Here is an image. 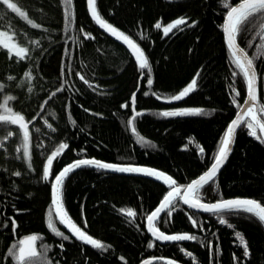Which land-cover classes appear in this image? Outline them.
<instances>
[{
    "label": "trees",
    "instance_id": "trees-1",
    "mask_svg": "<svg viewBox=\"0 0 264 264\" xmlns=\"http://www.w3.org/2000/svg\"><path fill=\"white\" fill-rule=\"evenodd\" d=\"M239 1L93 0L97 15L144 53L148 66L141 69V61L92 19L87 0H11L19 12L0 0V30L25 49L17 56L0 47V113L28 123L23 130L0 121V264H264V224L242 210L197 212L177 197L155 225L195 239L154 241L145 218L172 183L89 166L68 173L62 207L100 248L73 237L51 204L53 178L79 159L149 166L179 187L210 166L246 93L223 35L225 13ZM177 20L185 23L166 34L162 27ZM236 39L258 75L264 124V17L240 23ZM193 80L192 92L171 99ZM133 108L139 113L131 128ZM185 109L202 112L161 115ZM248 123L218 175L197 190L200 201L244 197L264 207V141L257 131L249 134ZM50 221L63 235L48 227ZM32 234L37 254L19 261L20 240Z\"/></svg>",
    "mask_w": 264,
    "mask_h": 264
},
{
    "label": "snow or ice",
    "instance_id": "snow-or-ice-1",
    "mask_svg": "<svg viewBox=\"0 0 264 264\" xmlns=\"http://www.w3.org/2000/svg\"><path fill=\"white\" fill-rule=\"evenodd\" d=\"M2 2L7 6L8 9H11L14 12H19L20 10L17 8V5L15 3H12L11 0H2ZM89 4L93 3V0H88ZM227 7V4L225 5ZM237 12V8H231V10L228 12V20L232 21L231 23V31L229 32L228 36V41H229V47L231 48L233 45L234 41V35L233 33L238 31V26L240 23L243 21H246L249 17L251 16H261L264 17V0H245V2L241 5V12L242 15L238 16L235 21H233V14ZM92 15L97 18L99 21V17L96 14V10L93 7L92 8ZM66 22L69 20V17L65 16ZM101 25L104 27H109L107 25H104L102 21H100ZM185 23L184 20H177L174 24L169 25L168 27L164 28V32L167 34L169 31L172 30V28L176 27L179 24ZM159 27V25H157ZM115 31V29H113ZM85 38H88L87 36ZM128 38L125 37V40ZM131 43V41H128ZM135 47V45H133ZM7 47V45H5ZM136 51L139 53L137 56V60L141 61L139 64V67L141 69L146 68L148 66L147 59L144 57V53L139 49L136 48ZM22 53H25V49H20L19 52L16 53L17 56H20ZM233 57L235 58V63L238 67H240L243 70L244 76L246 77L247 80V85H248V100L245 101V103H249V101L254 102L256 100V95H255V90H254V83H255V70L252 69V61L248 60L247 64L245 65L244 63L241 62V59L238 57L237 52L232 53ZM251 70V71H250ZM149 84L151 83V80L148 81ZM196 81L193 80L189 85L177 96H173L171 99L172 100H180L190 92L194 90ZM159 98V97H158ZM253 108H248L247 109V115L251 116L253 115ZM202 112V109H185V110H176V111H164L161 113L162 116L164 117H173V116H182V115H188V114H200ZM9 117L5 116H0V121H6L8 120ZM241 119L243 117H240L238 119H234L231 124L228 126L227 131L225 136L222 139L221 145L219 147L218 153L215 157V162L212 164L211 168L209 169L208 172H206L204 175L199 177L197 181H193L191 184L187 186V192L185 193L184 197H180V199L183 201L184 204H187L191 207L194 208H199L204 211H209V212H220L222 210H237V211H246L248 213H253L258 215L259 219L261 221H264V208L260 206L256 201L254 200H223L219 201L214 204H202L199 200L198 197H196L197 189L202 188L206 183H209L210 181L213 180V178L216 176L217 170L219 167L224 163V160L227 158L228 152L230 151V143H231V138L235 132V129L240 125ZM17 120H22V117H17V119H13L12 123H16ZM129 125L133 123L132 120L128 121ZM21 127H25L23 124H21ZM248 128L251 130L253 128L252 123H248ZM261 131H264V124L260 125ZM134 130V129H133ZM250 135H256L254 131L249 132ZM25 136L27 134L25 133ZM62 147H66V145H62ZM27 155V153H25ZM51 157L49 158V164L51 163ZM80 166H93L99 169L103 170H111V171H118V172H128V173H141V174H146L149 176H161L163 175L162 173L157 172L156 170L148 169V168H143V167H135V166H119L111 163H104L100 162L97 160H81L76 162L73 165H70L66 167L64 170L61 171L59 175L56 176L55 178V183L53 185V188L55 189L57 193L56 199L53 201L54 205L57 208V216L60 217L61 223H63V215H66L62 213V208L60 205V197L59 193L61 189L57 186L62 184L63 178L71 172L74 168L80 167ZM49 175V168L46 166L44 169V178L47 179ZM167 180L173 184L172 191L169 192L161 201L160 206L151 213L147 217L149 223L155 222L159 214L162 211H165L166 209H169L170 206H173L174 208V200L176 196L179 195V189L175 187L174 182L171 181V178L168 177ZM191 193L194 197H196L193 200H189L187 198L188 194ZM259 209V212L257 213L256 210ZM128 216H133L134 213L132 210L127 211ZM168 215H171V211L168 212ZM221 223H225L223 219L220 221ZM15 225V222L13 221V226ZM193 226H196V222L193 221ZM48 227L56 234V235H63V233H60L54 226V224L50 221L48 224ZM73 235H75L78 239L84 241L85 243L92 244L94 247L100 248L102 245L100 244L99 241L94 240L92 237L87 236L84 232L80 231L78 228H75L73 225L72 229ZM158 230L153 231V235L156 239H162V240H185V239H195L194 236L190 235H173V236H166L163 233H160L157 235L156 233ZM67 239L68 237H64ZM237 238L240 239L241 245L244 246L245 249V255H248V249H247V244L243 240V238L240 236L239 233H237ZM30 239L34 242L36 237H30ZM21 245H23V241L20 242ZM36 253L35 251H29L25 253L24 248L21 246L20 247V253H19V260L20 261H29L31 258L35 257Z\"/></svg>",
    "mask_w": 264,
    "mask_h": 264
},
{
    "label": "water",
    "instance_id": "water-1",
    "mask_svg": "<svg viewBox=\"0 0 264 264\" xmlns=\"http://www.w3.org/2000/svg\"><path fill=\"white\" fill-rule=\"evenodd\" d=\"M245 2V0H240L239 2L235 3L233 6H231L225 13V16H224V20H223V35H224V40H225V43H226V46L229 50V52L232 53L233 52H237L238 53V57L241 59V62L244 63L245 65L247 64V61L248 60H251L249 55L245 52V50L238 44L237 42V39H236V32L233 33L234 35V41H233V45L232 47L230 48L229 47V41H228V36H229V32L231 31V23L232 21H229L228 20V12L231 10V8H237V12L233 14V21H235V19L238 17V16H241L242 15V12H241V5ZM87 6H88V10H89V14L90 16L92 17V19L106 32H108L114 39H116L117 41H119L120 43H122L123 45H125L128 50L130 51V53L134 56V59L137 61V56L139 55V53L136 51V48H138L135 44H133V42L129 43L128 41H130L129 39L125 40V36L120 33L119 31L115 30L113 31V27H111L110 25H108L107 23H105L98 15L99 17V21L97 20L96 17H94L92 15V8L94 7L93 6V3L92 4H89L88 0H87ZM97 14V13H96ZM100 21L103 22L104 25H107L109 27H104L101 25ZM135 45V47L133 46ZM233 56V55H232ZM235 59V58H234ZM252 61V60H251ZM252 69L255 70V83H254V90H255V95H256V100L254 102L252 101H249V103H245L246 100H248V85H247V80H246V93H245V98L243 100V102L239 105L238 107V110H237V113L235 114V116L232 118V120L228 123L224 133H223V137L225 136L226 134V131H227V128L228 126L231 124V122L234 120V119H238L240 117H243V119H241V122H240V125L235 129V132L231 138V143H230V151L228 152V155H227V158L224 160V163L219 167V169L217 170V173H216V176L218 175V173L220 172V170L223 168V166L225 165V163L227 162V159L232 151V148H233V145H234V142H235V137H236V134H237V131L239 130L240 126L244 123L245 120H249L254 126L255 128L258 129L260 135H261V138L262 140L264 141V131H261V128H260V125L262 124V122L260 121V117H259V114H258V106H257V103H258V88H259V85H258V75H257V72H256V69L253 65V62H252ZM242 70V69H241ZM251 71V70H250ZM243 72V70H242ZM244 74V73H243ZM246 79V77H245ZM134 97V95H133ZM132 97V101H134V98ZM253 108L254 111H253V115L249 116L247 115V109L248 108ZM264 112V111H263ZM139 112H136V110L133 108V115L131 116V119L133 118V116H135L136 114H138ZM0 116H5V117H9L8 121H11L13 119H17V117H22L18 114H6V113H3V114H0ZM17 125H19L21 127V124H23L25 127H21L23 130H26L27 128V125L28 123L26 122V120L22 117V120H17L16 122ZM131 128H132V124L130 125ZM250 131H254L255 132V129H251ZM252 136V135H251ZM222 137V139H223ZM222 139H221V142H222ZM221 142H220V145H221ZM219 145V147H220ZM219 147H218V150H219ZM218 150L215 154V157L218 153ZM215 157L212 161V163L210 164V166L203 172L201 173L198 177H196L195 179H193L192 181H190L185 187H178V186H175L177 187L180 191H179V195L176 196L177 197H184L185 196V193L187 192V186L189 184H191L193 181H197L199 179V177H201L202 175H204L206 172L209 171V169L211 168L212 164L215 162ZM94 158H87V159H79V160H75L67 165H65L58 173L57 175H59L61 173L62 170H64L66 167L70 166V165H73L75 164L76 162L78 161H81V160H92ZM94 160H97V159H94ZM97 161H100V162H104V161H101V160H97ZM104 163H108V162H104ZM111 164H115V165H119V166H128V165H131V166H135V167H143V168H148V169H152V170H156L157 172L159 173H162L163 175L157 177V176H149V175H146V174H141V173H128V172H118V171H111V170H104V171H108V172H114V173H125V174H132V175H137V176H142V177H147V178H150L152 180H155V181H158V182H161L162 184L164 185H170L171 182H169L167 180L168 177H170L168 174L156 169V168H152V167H149V166H144V165H138V164H117V163H111ZM89 167H92V168H96V167H93V166H89ZM77 168V167H76ZM75 169V168H74ZM99 169V168H98ZM100 170H103V169H100ZM70 173V172H69ZM56 175V176H57ZM56 176L53 178V181H52V184H51V204H52V207H53V210H54V213L58 219V221L61 223V219L59 216H57V208L56 206L54 205L53 201L56 199L57 197V193L55 191V189L53 188V185L55 183V178ZM215 176V177H216ZM66 177V176H65ZM64 177V178H65ZM214 177V178H215ZM63 178V180H64ZM171 178V177H170ZM171 181L172 178H171ZM63 182V181H62ZM207 184V183H206ZM62 185V184H61ZM61 185L57 186L59 188H61ZM199 189V188H198ZM197 189V190H198ZM172 191V188L165 194V196ZM164 196V197H165ZM59 197H60V193H59ZM163 197V198H164ZM162 198V200H163ZM175 198V199H176ZM187 198L189 200H193L195 199L196 197H194L191 193L188 194ZM161 200V201H162ZM181 200V199H180ZM223 200H253V199H250V198H244V197H235V198H227V199H220V200H216V201H213V202H203V201H200L202 204H214V203H217L219 201H223ZM160 201V203H161ZM182 201V200H181ZM256 201V200H254ZM258 204H260L258 201H256ZM160 203L148 214L151 215V213L153 211H155L159 206H160ZM183 203V201H182ZM184 204V203H183ZM60 205H61V208H62V213L61 215H63L65 213L63 207H62V203H61V199H60ZM186 206H188L191 210H194V211H197V212H203V213H208L209 211H204V210H201L199 208H194V207H191L187 204H184ZM260 206L262 208H264L261 204ZM164 211H162L160 214H159V217L160 215L163 213ZM256 212L258 213L259 212V209L256 210ZM147 216V217H148ZM258 216V215H257ZM147 217L145 218V229L147 231V233L150 235V237L156 241V242H159V243H166V242H171V241H174V240H162V239H156L153 235V231L155 230H158V232L156 233L157 235H159L160 233H163L164 235L166 236H173V235H170V234H167L163 231H161L160 229H158V227H156L155 223L158 219L153 222V223H149ZM63 223H61L65 229L75 238H77L75 235H73V231L70 230L72 229L73 225L75 226V228H78L75 224L72 223V221L70 220V218L67 216V215H63ZM263 224H264V221H262ZM79 229V228H78ZM80 230V229H79ZM82 231V230H80ZM83 232V231H82ZM36 235L35 234H32V235H28V236H25L23 237L21 241H23V245H21L20 243V246L18 248V251H17V256H18V259H19V253H20V247L22 246L25 250V253L29 252V251H35V253L37 254V248H36V240H37V237L35 239V241L33 242L30 237H33ZM20 261V260H19ZM152 260H147L145 262H142L141 264H149Z\"/></svg>",
    "mask_w": 264,
    "mask_h": 264
},
{
    "label": "rangeland",
    "instance_id": "rangeland-1",
    "mask_svg": "<svg viewBox=\"0 0 264 264\" xmlns=\"http://www.w3.org/2000/svg\"><path fill=\"white\" fill-rule=\"evenodd\" d=\"M174 24V22H170L169 24L164 25L162 28L164 30V28L168 27L169 25ZM5 45H7V47H5ZM0 47L6 49L10 54H14L16 55L17 52H19L20 49H24V47L18 45L12 38V36L3 30H0ZM24 55V53H22L20 56ZM25 153H27V150L24 151Z\"/></svg>",
    "mask_w": 264,
    "mask_h": 264
},
{
    "label": "bare ground",
    "instance_id": "bare-ground-1",
    "mask_svg": "<svg viewBox=\"0 0 264 264\" xmlns=\"http://www.w3.org/2000/svg\"><path fill=\"white\" fill-rule=\"evenodd\" d=\"M237 113V112H236ZM259 114H261V113H259ZM264 115V114H263ZM237 135V134H236Z\"/></svg>",
    "mask_w": 264,
    "mask_h": 264
}]
</instances>
